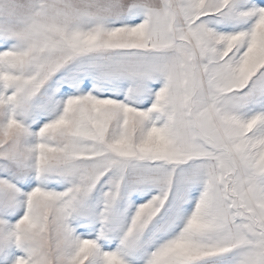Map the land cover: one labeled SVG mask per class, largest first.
I'll return each mask as SVG.
<instances>
[{
  "label": "snow or ice",
  "instance_id": "obj_1",
  "mask_svg": "<svg viewBox=\"0 0 264 264\" xmlns=\"http://www.w3.org/2000/svg\"><path fill=\"white\" fill-rule=\"evenodd\" d=\"M0 264H264V0H0Z\"/></svg>",
  "mask_w": 264,
  "mask_h": 264
}]
</instances>
